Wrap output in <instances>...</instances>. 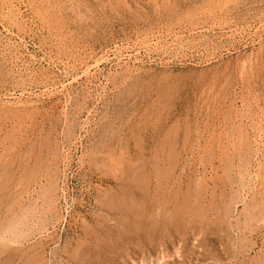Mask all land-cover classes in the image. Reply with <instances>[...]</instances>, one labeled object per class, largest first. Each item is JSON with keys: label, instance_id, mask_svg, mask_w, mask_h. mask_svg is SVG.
Masks as SVG:
<instances>
[{"label": "rangeland", "instance_id": "rangeland-1", "mask_svg": "<svg viewBox=\"0 0 264 264\" xmlns=\"http://www.w3.org/2000/svg\"><path fill=\"white\" fill-rule=\"evenodd\" d=\"M262 146L264 0H0V264H264Z\"/></svg>", "mask_w": 264, "mask_h": 264}, {"label": "bare ground", "instance_id": "bare-ground-1", "mask_svg": "<svg viewBox=\"0 0 264 264\" xmlns=\"http://www.w3.org/2000/svg\"><path fill=\"white\" fill-rule=\"evenodd\" d=\"M65 1V0H64ZM11 2V1H10ZM15 2V1H14ZM63 2V1H62ZM2 4V3H1ZM15 4V3H14ZM13 4V5H14ZM34 4V3H33ZM29 7H30V5H29ZM19 8V7H18ZM17 8V9H18ZM4 11V10H3ZM2 11V12H3ZM6 11H7V9H6ZM9 16V15H8ZM14 19V18H13ZM17 20V19H16ZM10 21V20H9ZM14 21V20H13ZM16 26V25H15ZM178 34V33H177ZM190 35V34H189ZM183 36V35H182ZM207 36V35H206ZM177 39V38H176ZM205 39V38H204ZM157 40V39H156ZM159 40V39H158ZM163 40V39H162ZM186 40H187V38H186ZM154 41V40H153ZM161 41V40H160ZM169 41V40H168ZM171 41V40H170ZM181 41V40H180ZM196 41V40H195ZM152 42V41H151ZM157 43V42H156ZM164 43V42H163ZM173 43H175V42H173ZM187 43V42H186ZM206 43V42H205ZM144 44H145V42H144ZM143 44V45H144ZM176 44H177V42H176ZM170 45V44H169ZM191 45H192V43H191ZM12 46V45H11ZM145 46V45H144ZM143 46V47H144ZM149 46H152V44H150L149 43ZM155 46V45H154ZM181 46V45H180ZM194 46V45H193ZM10 47V46H9ZM8 47V48H9ZM177 47V46H176ZM5 48V47H4ZM7 48V47H6ZM12 48V47H11ZM154 48V47H153ZM172 48V47H171ZM14 49V48H13ZM162 49V48H161ZM183 49V48H182ZM17 50V49H16ZM139 50V49H138ZM7 51V50H6ZM12 51V50H11ZM11 51L9 52V53H11ZM119 51V50H118ZM178 51V50H177ZM16 52V51H15ZM123 52V51H122ZM116 53V55H117V57L120 59V58H126V59H130V56H131V54H127L126 55V53L124 54V53ZM165 52V51H164ZM168 52V51H167ZM137 53H139V51H137ZM12 54V53H11ZM19 59V58H18ZM98 62V61H97ZM12 63V62H11ZM85 64V63H84ZM87 64V63H86ZM130 67V66H129ZM91 65L89 66V65H87L86 66V70L84 71V73L85 74H89L90 72H91ZM20 70V69H19ZM135 71V70H134ZM18 72V71H17ZM129 72V71H128ZM23 74V73H22ZM32 75V74H31ZM22 77V76H21ZM24 78V77H23ZM34 78V77H33ZM18 79V78H17ZM31 95V94H30ZM23 96H25V94L24 93H22V94H20V96H18V98L17 99H20L21 100V98L20 97H23ZM11 98V97H10ZM261 144V143H260ZM257 145V144H256ZM262 147H264V146H262ZM257 151V150H256ZM259 157V156H258ZM256 163V162H255ZM255 165V164H254ZM261 170V169H260ZM245 172V171H244ZM249 172V171H248ZM246 174V173H245ZM250 178V177H249ZM249 182V181H248ZM247 185V184H246ZM242 191V190H241ZM252 191V190H251ZM246 194V193H245ZM254 194V193H253ZM243 195V194H242ZM254 200V199H253ZM120 202V201H119ZM122 202V201H121ZM133 205V204H132ZM121 207V206H120ZM132 207V206H131ZM130 209V208H129ZM138 209V208H137ZM50 211V210H49ZM129 212V211H128ZM136 213V212H135ZM132 214V213H131ZM130 214V215H131ZM182 214V213H181ZM137 216V215H136ZM128 217V216H127ZM140 217V216H139ZM138 220V219H137ZM159 223V222H158ZM154 224V223H153ZM161 226V225H160ZM164 226V225H163ZM162 226V227H163ZM142 227V226H141ZM143 228V227H142ZM158 228V227H157ZM164 228V227H163ZM144 229V228H143ZM159 229V228H158ZM162 229V228H161ZM163 231V230H162ZM139 232V231H138ZM143 232V231H142ZM140 233V232H139ZM142 234V233H141ZM149 235V234H148ZM145 236V235H144ZM17 241V240H16ZM5 244V243H4ZM160 258V257H159ZM161 259V258H160ZM35 263V262H34Z\"/></svg>", "mask_w": 264, "mask_h": 264}]
</instances>
